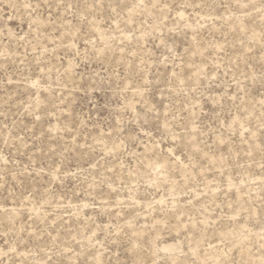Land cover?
Masks as SVG:
<instances>
[{
	"label": "snow or ice",
	"instance_id": "snow-or-ice-1",
	"mask_svg": "<svg viewBox=\"0 0 264 264\" xmlns=\"http://www.w3.org/2000/svg\"><path fill=\"white\" fill-rule=\"evenodd\" d=\"M8 6L23 10L27 31L13 35L0 24L7 49L13 39L23 48L11 52L22 57L11 74L0 62L4 104L13 84L26 85L34 103L21 101L23 112L10 105L0 110V195L13 203L0 215V264H264V197L260 255L253 260L244 243L251 217L243 215L248 209L233 179L242 153L258 155L264 172V0H237L232 30L251 36L231 54L226 36L217 43L202 37L207 25L201 21L216 17L200 11L194 21L185 17L189 8H214L210 0H18ZM220 7L231 5L221 0ZM249 7L259 14V32L249 28L252 12L243 13L247 19L235 14ZM254 43L258 60L250 55ZM0 57L9 59L5 51ZM17 75L22 78L14 80ZM113 83L123 94L120 110L96 103L93 117L90 94ZM80 92L81 100L89 99L87 114L74 102ZM21 116L31 118V128ZM124 157L136 166L125 165ZM64 200L76 201L68 213L75 228L49 223L52 214L40 211ZM149 253L159 260L145 258Z\"/></svg>",
	"mask_w": 264,
	"mask_h": 264
},
{
	"label": "rangeland",
	"instance_id": "rangeland-1",
	"mask_svg": "<svg viewBox=\"0 0 264 264\" xmlns=\"http://www.w3.org/2000/svg\"><path fill=\"white\" fill-rule=\"evenodd\" d=\"M16 4L18 3V0H0V24H3L6 30H10L11 33L14 35L15 33L19 32L21 35H23L24 32L27 31V27L25 24L21 22V15L23 10L19 7H17L15 10L12 7H9V3ZM131 2V0H130ZM197 3L200 2V0H196ZM215 7L212 9L204 8L202 10H197L194 8H189L185 11V17H191V20L194 21L196 17L197 11H200L201 16H206L209 13H211V16L216 17L215 20L212 19H206L202 20L201 23L207 25V27L201 29L202 37L204 38V41L207 43L208 41H211L212 43L217 42H223L225 36L227 37V50L229 54L233 51V46L235 49H240L241 44L240 41L243 38L245 40L244 47H247V40L248 37L251 36V31L248 33V37H243L242 34L238 31H233L232 29L235 27V25L238 23L237 21H231L229 18L233 15V11L235 10V5L237 0H222L225 4H230L231 7L229 9H224L223 7H220L221 0H210ZM256 3L259 4V0H240V3ZM245 11L252 12V14L255 16V24L249 25V28L255 27V30L259 32V24H260V17L259 14L255 12L254 9L248 8V9H241L240 11L236 12L235 14L237 16H241L244 19H247V17L243 16V13ZM175 15V13H173ZM222 17V18H221ZM23 29V31H21ZM191 34V33H189ZM258 39V38H257ZM0 51H5L6 55L9 57V59L5 60L3 57H0V62L6 63L9 65V74L15 69H18L20 67L19 60L22 58L20 55H11V52H23V48L17 49L16 48V42L15 39H13V43L11 46V50L7 49V40L0 41ZM253 52L250 53L251 56H253L256 60L259 58V43H254L253 45ZM109 57L112 58L113 54L109 53ZM120 57V53L117 51L115 53V56L112 60L111 67H116L115 61L118 60ZM227 59V58H226ZM12 61H15L16 63L13 64ZM106 66H109L106 62ZM22 77L19 75L13 77L14 80H19ZM113 81H116V77L112 78ZM3 77H0V110H3L4 108L8 107L9 105L12 107L13 111L19 110L20 112H23V104H21V101H23L25 104L32 102L34 103V100L30 101L29 99V91L26 90V85L24 84H13L9 86L8 92L9 95H11V100H9V104L5 105L4 101L7 99L5 96V89L3 87ZM84 93L80 92L76 95L75 103H78L80 107L83 109L84 113L87 114L89 111V99H83L81 100L80 97L83 96ZM122 93L115 87V83L112 84L111 89H106L105 91H99L95 96H92L90 94V99L93 100V103L91 105V110L93 117L96 115V103H99L101 106H103L105 103H107L108 111L109 112H117L120 110V100L122 98ZM131 96V94H128ZM256 100H259V96H256ZM252 102V101H250ZM257 112L259 111V105L257 104L256 107ZM107 114V113H106ZM21 120L24 121V124H27L29 128H31L30 119L24 116L20 117ZM9 123H11V120H9ZM53 123H55V120H53ZM23 127V124L20 125ZM47 127V126H45ZM89 130L91 131V126L89 127ZM40 131L39 129H36V135L39 136ZM67 139V138H66ZM81 143L83 142L81 138ZM91 138H89V143H91ZM31 143V142H30ZM62 143V142H61ZM52 146L55 147V142H52ZM244 147H247L246 145ZM139 151V149H137ZM13 153L15 155V150L13 149ZM19 159L23 160L24 162H27L26 156L19 157ZM131 161L133 167L136 166L137 162L132 157H124L123 162L125 165H127ZM113 163L116 165L117 172L120 171L119 168V161H113ZM147 163V162H145ZM260 158L258 155H254L253 157H247L244 156L243 153L241 154L240 159V167H237L235 171L233 172V179L236 185L241 189V192L239 193L240 196V203L243 205L245 209H248V211L244 212L243 215L245 217H251L249 222L244 225L245 228H247L249 231L245 233L247 236V240L244 241L245 244L248 245L252 249V259L255 260L259 257L260 251H259V245L261 243V221H260V209L262 206V197H264V172L261 171L260 168ZM9 180V185L16 183L18 185V181L14 182L11 180L10 177L7 178ZM227 187V185H225ZM138 191L141 195L145 194V188L146 184L141 182L139 185H137ZM11 191L12 189L9 188ZM155 191L154 189H149V192ZM0 193H3V189H0ZM165 193L163 190L158 192L155 196L156 199L162 198V196ZM222 199H224L222 197ZM219 203V201H217ZM76 203L75 200H64L62 202L63 206H58L56 204L52 206L45 205L44 208L40 209L42 213H51L52 215L49 216V223L52 222V220H55L57 224H60L63 222V224L67 226H71L75 228V222L74 218L69 216V212H74L75 208L71 207V204ZM13 207V203L11 198L7 202L4 201L3 195H0V215L3 214V209L7 208L11 210ZM29 207L31 205L29 204ZM39 223V221H37ZM225 224H228L229 221H227V218H225L224 221ZM144 224V214L141 213L140 216V225L142 226ZM138 231H141V237L140 240H143L142 235V228H138ZM174 235V233H173ZM213 233L209 232L208 238L213 244L220 245L219 239H212ZM136 239V238H134ZM164 240L167 241V243L171 244L173 241L167 236H164ZM222 247V245H220ZM159 247L162 249L164 247V243H161ZM203 247L207 248V245H203ZM23 250V249H21ZM209 253H212V250H208ZM164 253L161 252L160 256H163ZM145 258L147 259H157L159 260V257H154L151 255V253L148 254ZM245 259H248V253L245 252ZM236 259L239 260L240 256L236 254Z\"/></svg>",
	"mask_w": 264,
	"mask_h": 264
}]
</instances>
